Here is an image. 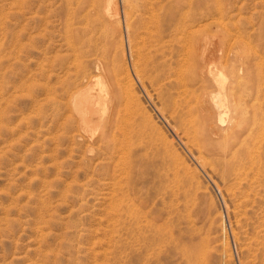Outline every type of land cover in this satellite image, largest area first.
Returning a JSON list of instances; mask_svg holds the SVG:
<instances>
[{"label":"rangeland","instance_id":"obj_1","mask_svg":"<svg viewBox=\"0 0 264 264\" xmlns=\"http://www.w3.org/2000/svg\"><path fill=\"white\" fill-rule=\"evenodd\" d=\"M79 1L0 0V264H143L142 234L137 225L141 221V225L145 224L151 217L152 221L156 219V223H161L160 232L164 237L170 238L173 233L176 243V248L170 251L167 245L163 246L166 249L159 255V264H183L187 262L185 254L190 256L186 264H264V170L261 171L262 179L259 176L260 183L253 174L239 180L233 174L236 164L232 170H226L219 161L213 160L218 158L214 153L219 151L217 144L237 145L244 141L254 155L255 166L262 164L264 168V0H113L116 13L111 18L102 15L106 0H102L103 3ZM71 5L77 6V10ZM165 6L167 9L163 8ZM67 7H70V15ZM92 8L94 10H90ZM171 10L173 21L182 12L189 15L190 56L178 64L167 55L165 62L172 60L174 66L164 72L158 70L163 59L158 47H164L169 37L157 39L155 27L160 30L156 20ZM81 14L86 19H82ZM63 17L69 20V24L64 22L66 26ZM127 26H131L130 29ZM77 27L94 35L98 43L95 52L92 49L86 51L88 55L84 52L86 56H74L68 43ZM138 30L140 33L136 32ZM213 41L222 46L221 49L219 46L218 58L210 62L212 64H207L209 61L195 63L196 56H201V51L208 46L211 48L215 44ZM194 47L199 48L198 52ZM81 58L90 65L94 58H100L99 61L108 58L109 61H105L107 66L102 72L92 69L99 83L95 81L93 85L85 82L86 79L82 82V85L87 84L85 87L93 86L89 91L111 92L109 100L111 95L113 100L106 109H115L117 118L116 125L109 131L108 141L99 137L108 129L104 122L95 129L91 139L87 136L89 133L77 119L71 96H68L75 90L70 82L77 80ZM151 59L154 62L150 64ZM195 64L204 68L214 65L225 77L223 91L224 104H227L215 106L210 95L207 96V102H203L211 105L210 120L198 121L204 122L211 140L218 142L211 148L210 155H206L217 168L212 164L206 167L198 164L152 103L157 99L155 91H195L192 100L182 108L197 109L203 104L201 91L216 94L219 91L216 81L208 74L209 79L203 78L206 85L202 86ZM101 78L108 82L105 79L102 85ZM80 87L84 88H77ZM146 90L150 93L153 90L151 100ZM218 111L225 119L222 122L217 119ZM194 115V119H199V114ZM222 136L226 137L223 141ZM233 139L239 142L234 143ZM130 172L133 175L129 177ZM162 196L166 198V205L159 201ZM170 208L171 219L165 213ZM181 253H184L182 258Z\"/></svg>","mask_w":264,"mask_h":264},{"label":"bare ground","instance_id":"obj_2","mask_svg":"<svg viewBox=\"0 0 264 264\" xmlns=\"http://www.w3.org/2000/svg\"><path fill=\"white\" fill-rule=\"evenodd\" d=\"M67 1V0H66ZM76 1H79V0H76ZM82 1V0H81ZM83 1H85V0H83ZM91 1H93V0H91ZM99 1H101L102 2V0H99ZM98 1V2H99ZM125 1V0H124ZM127 1V0H126ZM133 1V0H132ZM158 1V0H157ZM157 1H156V3H157ZM164 1V0H163ZM162 1V2H163ZM168 1V0H167ZM170 1V0H169ZM183 1V0H182ZM182 1H180V3L181 4H183L182 3ZM21 2V1H20ZM69 2H72V0L70 1L69 0ZM80 2V1H79ZM78 2V3H79ZM90 2V1H89ZM103 2H105V1H103ZM102 2V3H103ZM129 2H130V0H129ZM128 2V3H129ZM134 2V1H133ZM138 2V1H137ZM173 2V1H172ZM68 3V2H67ZM66 3V5H69V4H67ZM74 3V2H73ZM84 3V2H83ZM82 3V4H83ZM100 3V2H99ZM127 3V4H128ZM80 4V3H79ZM93 4H95V3H93ZM93 4H91V6H93ZM105 5H104V14H102V15H104L105 17H107V18H111V17H113V15L116 13V11L114 10V8H113V0H106V3H104ZM166 4V3H165ZM66 5H65V7H66ZM76 5H77V3H76ZM158 5V4H157ZM187 5V4H186ZM30 6V5H29ZM71 6H73V5H71ZM90 6V5H89ZM88 6V7H89ZM91 6H90V8H91ZM95 6V5H94ZM99 5H97V7H98ZM100 6H101V3H100ZM129 6H131V5H129ZM138 6V5H137ZM193 6H194V4H193ZM197 6V5H196ZM22 7V6H21ZM76 7L77 6H73V8H75L76 9ZM83 6H81V8H82ZM88 7H87V10H88ZM18 8V7H17ZM70 8V7H69ZM69 8L67 7L66 9L69 11ZM72 8V7H71ZM129 8H131V7H129ZM141 8V7H140ZM163 8H166L167 9V7L165 6V7H163ZM195 8V7H194ZM28 9V8H27ZM65 9V8H64ZM75 9H73V12H75L74 10ZM86 9V8H85ZM77 10V9H76ZM82 10H83V8H82ZM90 10H94V8H92V9H90ZM99 10V9H98ZM154 10V9H153ZM165 10V9H164ZM176 10V9H175ZM195 10H196V8H195ZM68 11H67V14H68ZM71 11H72V9H71ZM130 11H131V9H130ZM157 11V10H156ZM168 11V10H167ZM172 11V10H171ZM93 12V11H92ZM96 12V11H95ZM118 12V11H117ZM125 12H129V11H127V10H125ZM154 12V11H153ZM85 13H86V11H85ZM102 13V12H101ZM158 13V12H157ZM196 13V12H195ZM202 13V12H201ZM66 14V15H67ZM72 14V13H71ZM92 15H93V13H91ZM125 14V13H124ZM148 14V13H147ZM166 15L165 16H163L162 17V19H160L158 16L156 17V18H159L158 20H156L158 23L157 24H159L160 25V30H158V28L157 27H155V29L157 30V32H156V38L158 39V38H160V36H161V38H163V37H169L168 39H167V43H166V45L164 46V47H161L162 45H160V47H158V48H160V50H162V51H160V54H162V57H163V59L160 61V64H159V67H158V70H160V71H166V69H170V67H172V65L174 66V64L173 63H175V62H179L178 64H180V61H181V59H184L185 60V58H188L189 56H190V54H189V56H188V48H189V45H191V43H189V36L191 35L192 36V34H190V31L191 30H189V27L188 26H190L189 24H188V21H190L189 23H191V20H188V17L187 16H189L186 12H182V14H181V16L177 19V20H175V21H173V17H174V14H173V11L172 12H167V13H165ZM69 15H70V11H69ZM68 15V16H69ZM90 15V13L88 14V15H86L87 17ZM96 15V14H95ZM119 15V14H118ZM80 16V15H79ZM81 16L83 17L82 19H86V18H84V14L82 15L81 14ZM126 16V15H125ZM153 16V15H152ZM204 16V15H203ZM65 17V16H64ZM63 17V18H64ZM72 17H74V15L72 16ZM94 17V16H93ZM97 17V16H96ZM104 17V18H105ZM120 17V16H119ZM155 17V16H154ZM200 17V16H199ZM198 17V18H199ZM78 18V17H77ZM80 18V17H79ZM78 18V19H79ZM127 18V17H126ZM125 18V19H126ZM155 18V19H156ZM69 19V18H68ZM88 19V18H87ZM120 19V18H119ZM153 19V18H152ZM154 19V20H155ZM191 19V18H190ZM202 19V18H201ZM66 18H64V20H63V23L64 22H67V21H69V20H66ZM95 20V19H94ZM101 20V19H100ZM111 20V19H110ZM114 20V19H113ZM115 20L117 21L118 20V18H115ZM149 20V19H148ZM195 20V19H194ZM84 21V20H83ZM87 21V20H86ZM106 21V20H105ZM197 21V20H196ZM198 21H201V20H199L198 19ZM72 22V21H71ZM89 21H87V23H88ZM93 22V20H91V23ZM102 23V22H101ZM65 24V23H64ZM67 24H69L68 22H67ZM67 24H65V26L67 25ZM82 24H84V22L82 23ZM156 24V25H157ZM202 24V23H201ZM71 25V27H72V25H73V22L70 24ZM117 25H119L118 23H117ZM139 25V24H138ZM135 26V24H133V26L134 27H139V26ZM204 25V24H203ZM79 26H81V25H79ZM115 26V25H114ZM140 26H142V25H140ZM158 26V25H157ZM201 26V25H200ZM199 26V27H200ZM70 27V26H69ZM68 27V28H69ZM84 27H86V25L84 24ZM84 27H82V28H84ZM89 27V29L92 27H90V26H88ZM127 27H129L128 29H130V27L131 26H127ZM147 27V26H146ZM159 27V26H158ZM68 28H65V30L67 29V32H70V31H68ZM81 27H77V29L75 30V32H74V37H72V39L70 40L68 37H65V39L66 38H68L67 40H65V41H67V43H68V41H69V45L71 46V49L73 50V52H75V54L76 55H74V56H79V55H81V56H83V54L85 55V53H86V51L88 52V51H90V50H92V49H94V50H92V52L94 51L95 52V49H96V47H97V44L98 43H96V41H95V38L93 37L94 35H92V34H88V32L85 30V28H84V30H79ZM93 28V27H92ZM91 28V29H92ZM148 28V27H147ZM70 29H72V28H70ZM149 29V28H148ZM148 29H146V30H148ZM152 29V28H151ZM99 30V29H98ZM126 30H127V28H126ZM131 30H133V27L131 28ZM150 31H152V30H150ZM99 32V31H98ZM127 32V31H126ZM132 32H134V31H132ZM137 33H140L139 32V30L138 31H136ZM134 33V34H137V33ZM72 33V32H71ZM130 33H131V31H130ZM192 33V32H191ZM68 34V33H67ZM66 34V35H67ZM88 34V35H87ZM194 34V33H193ZM72 35V34H71ZM92 35V36H91ZM139 35V34H138ZM100 36V35H99ZM130 36V35H129ZM131 37V36H130ZM135 37V36H134ZM136 37H137V35H136ZM140 37V36H139ZM213 37V36H212ZM70 38H71V36H70ZM99 38V37H98ZM119 38V37H118ZM132 38V37H131ZM155 38V39H156ZM206 38V37H205ZM119 39H121V38H119ZM119 39L117 40V41H119ZM139 39V38H138ZM157 39H156V41H157ZM204 41L206 40V39H203ZM203 40H202V42H203ZM208 40V39H207ZM209 41V40H208ZM215 41H217L218 42V40H215ZM132 42H135V41H133V39H132ZM198 42V41H197ZM196 42V43H197ZM200 42V41H199ZM214 42V41H213ZM258 42V41H257ZM137 43V42H136ZM153 43V42H152ZM159 43V42H158ZM204 44H205V42H203ZM215 43V42H214ZM219 43V42H218ZM66 44V43H65ZM133 44V43H132ZM138 44V43H137ZM136 44V45H137ZM164 44V43H163ZM192 44H195V43H193V41H192ZM203 44V45H204ZM212 44V43H211ZM258 44V43H257ZM134 45V44H133ZM198 45H199V43H198ZM197 45V46H198ZM203 45H201V46H203ZM209 45V44H208ZM132 46V45H131ZM138 46L139 45H137V48H138ZM158 46H159V44H158ZM194 46H196V45H194ZM200 46V47H201ZM220 46V45H219ZM219 46H218V44H214L211 48H209V46L206 48V50H204V51H201V52H203L202 53V55L200 56V55H198V56H196V55H194V56H196V59H195V63H197V62H200V61H206V63H207V61H209L207 64H209L210 62H214L217 58H218V53H220L219 52ZM102 47V46H101ZM191 47V46H190ZM205 46H203V48H204ZM221 47L222 46H220V49H221ZM98 48H99V46H98ZM131 48H133V47H131ZM163 48H165L164 50H163ZM195 48V50H196V47H194ZM203 48H201V49H203ZM199 49V48H198ZM197 49V50H198ZM208 49V50H207ZM72 50H71V52H72ZM156 50V49H155ZM159 50V49H158ZM196 50V51H197ZM120 51V50H119ZM189 51H191V48H190V50ZM193 51V50H192ZM192 51H191V53H192ZM199 51V52H200ZM85 52V53H84ZM117 52V51H116ZM139 52V51H138ZM198 52V51H197ZM201 52H200V54H201ZM12 53V52H11ZM90 53V52H89ZM149 53V52H148ZM190 53V52H189ZM138 54H140V52L138 53ZM198 54V53H197ZM86 55H88L87 53H86ZM85 55V56H86ZM92 55V54H91ZM94 55V54H93ZM116 55V54H115ZM167 55H170L169 56V58L171 59V56L173 57V58H175L176 60H174L173 58H172V60H173V63H172V60L169 62V63H166L165 61H166V59H167ZM84 56V57H85ZM97 56H99V55H97ZM108 56V55H107ZM112 56H114V55H112ZM119 56H121V54H119ZM118 56V57H119ZM138 56H140V55H138ZM159 56H161V55H159ZM159 56H157V57H159ZM96 57V56H95ZM100 57V56H99ZM104 57H106V56H104ZM116 57V56H115ZM135 57V56H134ZM83 58V57H82ZM82 58L80 59L81 61H79L80 62V65L78 64V61H77V64L79 65V75H77V82L75 81V80H73V81H71L70 83L72 84L71 86L75 89L72 93H70L71 95H68L69 97H70V102L72 101V104H73V110H74V112L76 113V115L78 116V118L77 119H80L81 120V122H82V127L84 128V130L85 131H87L88 133V135L87 136H89L90 137V139L93 137V135H94V132H95V129L97 128V127H99V125L102 123V122H104L106 125H107V127H108V129L104 132V133H102L103 135H102V137H101V135L99 136L100 137V139H102V140H104V141H108V139L107 138H109V131H110V129H112L115 125H116V119H115V117H116V115L114 116V113H115V109L113 110L112 108H107L106 109V107L108 106V103H110V100L112 101L113 99H111L112 98V95H111V98H110V100H109V95H110V93H109V91H102L101 89V91H89L90 90V88L92 87L93 88V86H89V88L88 87H85L84 85L86 84V83H84V85H82L83 83V80L84 79H86V81L85 82H89L90 84H93V82H95L96 80V78H95V75L93 74L92 75V73H93V70L92 69H94V70H97V71H100V72H102V71H104V69H106V60L108 61V58L107 59H105V61H103V60H101V61H99L98 59H100V58H94L95 60H92V61H90V63H91V65L89 64V63H86L85 61H82ZM103 58V57H102ZM75 59V58H74ZM135 59V58H134ZM146 59V58H145ZM157 59H159V58H156V60ZM113 60V59H112ZM111 60V61H112ZM116 60V59H115ZM137 60V59H136ZM61 61V60H60ZM105 62V63H101V62ZM114 61V60H113ZM118 61V60H117ZM138 61V60H137ZM148 61H150V60H148ZM229 61V60H228ZM88 62V61H87ZM109 62V61H108ZM119 62V61H118ZM121 62V61H120ZM154 62V60H152L151 59V61H150V64L151 63H153ZM186 62H188V61H186ZM2 63V62H1ZM159 63V62H158ZM201 63H203V62H201ZM231 63V62H230ZM60 64V63H59ZM113 64H116V62L114 61L113 62ZM184 64V63H183ZM188 64V63H187ZM210 64H212V63H210ZM233 64V63H232ZM231 64V65H232ZM63 65V64H62ZM70 65V64H69ZM106 65V66H105ZM112 65V64H111ZM120 65V64H119ZM141 65V64H140ZM158 65V64H157ZM182 65V64H181ZM190 65V64H189ZM201 65V64H200ZM199 64H195V69H196V71H197V73H198V75H199V79H202V81H203V78H206L207 77V75L209 74L210 76H211V78L212 79H214L215 81H216V83L218 84V86H217V89H218V87H219V91L217 90V92H216V94H214L213 92H210V93H208L209 91H201V95L200 96H202L203 97V99L202 98H200V99H198V101L200 100V101H202L203 102V100L204 101H206V99H207V96H209V98H211L212 100H213V104L215 105V106H218V107H222L223 105L222 104H224V102L226 101L225 100V98H226V95H225V91H223V89H224V84H225V77H222L223 75L220 73V69L218 70L217 69V67L216 68H214V65L212 66V65H206L207 67H203V66H200ZM205 65V64H204ZM59 66V65H58ZM118 66V65H117ZM121 66V65H120ZM133 66V65H132ZM136 66V65H135ZM138 66V65H137ZM149 66V64L147 63L146 64V68ZM160 66H161V68H160ZM191 66V65H190ZM65 67H66V65H65ZM78 67V66H77ZM115 67V66H114ZM154 67V65H152V68ZM176 67V66H175ZM175 67H173V68H175ZM180 67V66H179ZM60 68V67H59ZM112 68H113V65H112ZM120 68V67H119ZM152 68H151V71H152ZM157 68V67H156ZM155 68V69H156ZM163 69V70H162ZM172 69V68H171ZM192 69V68H191ZM190 69V70H191ZM77 69H76V71H78ZM108 70V69H107ZM109 70H110V68H109ZM108 70V71H109ZM116 70H118V68L116 69ZM135 70V69H134ZM138 70V69H137ZM147 70V69H146ZM183 70V69H182ZM76 71H75V73H76ZM114 71H115V69H114ZM126 71V70H125ZM136 71V70H135ZM142 71V70H141ZM141 71H140V75H142L141 74ZM164 71V72H165ZM116 72V71H115ZM118 72V71H117ZM116 72V73H117ZM148 72V71H147ZM168 72V71H167ZM183 72V71H182ZM257 72V71H256ZM96 73V72H95ZM107 73V72H106ZM113 73V72H112ZM116 73H114V77H116L115 76V74ZM136 73H138L139 74V71H137ZM146 73V72H145ZM163 73V72H162ZM70 74V73H69ZM104 74V73H103ZM169 74V73H168ZM179 74H180V72H179ZM190 74V73H189ZM117 75V74H116ZM137 75V74H136ZM139 75V76H140ZM144 75V74H143ZM147 75V74H146ZM149 75V74H148ZM171 75V74H170ZM222 75V76H221ZM1 76V75H0ZM75 76V75H74ZM99 76V75H98ZM173 76V75H172ZM184 76V75H183ZM97 77V76H96ZM100 77V76H99ZM129 77V76H128ZM137 77V76H136ZM144 77H145V75H144ZM148 77V76H147ZM147 77H146V79H147ZM151 77H152V75H151ZM187 77V76H186ZM193 77V76H192ZM109 78V77H108ZM117 78H119V76L117 77ZM138 78V77H137ZM149 78V77H148ZM165 78V77H164ZM183 78V77H182ZM208 79H209V77H207ZM3 79V78H2ZM97 79L99 80V78L97 77ZM102 79V78H101ZM106 79V78H105ZM105 79H102V81H101V84L103 85L104 83H102L103 81H105ZM160 79V78H159ZM181 79V78H180ZM107 80V79H106ZM127 80V79H126ZM143 80V79H142ZM156 80H157V77H156ZM176 80V79H175ZM188 80V79H187ZM207 80V79H206ZM231 80H233V78L231 79ZM61 81V80H60ZM66 81V80H65ZM100 81V80H99ZM155 81V80H154ZM68 82V81H67ZM96 82H98V81H96ZM105 82H108V80L107 81H105ZM156 82V81H155ZM185 82V81H184ZM236 82V81H235ZM99 83V82H98ZM119 83V82H118ZM145 83V82H144ZM180 83V82H179ZM96 85H97V83H95ZM101 84H99L100 86H102ZM177 84V83H176ZM191 84V83H190ZM189 84V85H190ZM212 84H213V82H212ZM212 84H210V85H212ZM3 85V84H2ZM87 85V84H86ZM94 85V84H93ZM143 85V84H142ZM203 85H206V84H204V81H203V83H202V86ZM4 86H5V84H4ZM78 86H83L84 88H77ZM99 86V87H100ZM105 86H107V85H104V87ZM176 86V85H175ZM183 86V85H182ZM212 86H214V85H212ZM95 87V86H94ZM103 87V86H102ZM101 87V88H102ZM145 87V86H144ZM152 87V86H151ZM5 88V87H4ZM61 88V87H60ZM72 88V89H73ZM96 88H97V86H96ZM105 88H107V87H105ZM121 88V87H120ZM120 88H118V89H120ZM128 88V87H127ZM154 88V87H153ZM158 88V87H157ZM156 88V89H157ZM174 88V87H173ZM205 88V87H204ZM70 89V88H69ZM71 89V90H72ZM89 89V90H88ZM95 89V88H94ZM98 89V88H97ZM123 89V88H122ZM126 89V88H125ZM149 89V88H148ZM183 89V88H182ZM233 89V88H232ZM7 90V89H6ZM66 90V89H65ZM64 90V91H65ZM99 90V89H98ZM177 90V89H176ZM186 90V89H185ZM66 91H68V90H66ZM70 91V90H69ZM151 92V91H150ZM149 91H147L146 90V94H147V96L149 97V99L151 100L152 99V96L154 95V94H152L153 93V90H152V93H150ZM156 92V94L157 95H154V96H157L156 98V101L153 99V105L155 106V108L157 109V111L159 112V114L163 117V119L167 122V124H169L170 125V127L174 130V132L179 136L178 138H180V140H181V142H182V144L186 147V149L191 153V155L192 156H194L195 158V160H197V162H198V164H200V165H202V167H206L207 165H211L212 163H214V162H211V160H209L208 159V157L206 156V155H210V151H211V148L216 144V142H214V141H212L211 140V138H210V131L209 132H207L206 130H205V128H204V122H202V123H200L201 122V119H204V120H207V119H209L210 120V117H209V110H210V108H211V105L210 104H206V102L204 103L203 102V104H201L200 106L198 105V108L197 109H192L191 107H188V108H185V110H184V108H182L183 106H184V103H187V102H189V99L190 100H192V98H191V96H195V94H194V92L195 91H155ZM202 92H203V95H202ZM64 93V92H63ZM132 93V92H131ZM232 95V94H231ZM129 96H131V95H129ZM128 96V97H129ZM2 97H3V95H2ZM69 97H67L68 99H69ZM127 97V96H126ZM127 97V98H128ZM6 98V97H5ZM65 99V98H64ZM121 99V98H120ZM126 99V98H125ZM196 99V98H195ZM233 99H235V98H233ZM134 100V99H133ZM158 100V101H157ZM2 101V100H1ZM68 101V100H67ZM66 101V102H67ZM128 101H130V100H127V102ZM197 101V102H198ZM235 101V100H234ZM239 101V100H238ZM53 102V101H52ZM121 102V101H120ZM196 102V101H195ZM233 102V101H232ZM130 103H131V101H130ZM134 103V102H133ZM200 103V102H199ZM52 104V103H51ZM227 104V103H226ZM226 104H224V105H226ZM55 105V104H54ZM59 106V105H58ZM63 106V105H62ZM70 106V105H69ZM68 106V107H69ZM72 106V105H71ZM128 106V105H127ZM126 106V107H127ZM134 106V105H133ZM186 106V105H185ZM109 107V106H108ZM192 107H193V105H192ZM196 107H197V105H196ZM62 108V107H61ZM129 108V107H128ZM128 108H126L127 110H129ZM71 109V108H70ZM224 109V108H223ZM229 110V109H228ZM99 111V112H98ZM117 111V110H116ZM132 111V110H131ZM131 111H129V113L131 112ZM69 112V111H68ZM73 112V113H74ZM138 112V111H137ZM219 112V111H218ZM217 112V113H218ZM224 112V111H223ZM226 112V111H225ZM234 112V111H233ZM119 113V112H118ZM194 113H196V114H199L198 115V117H199V119H197V121H196V119H194L195 117V115H194ZM57 114V113H56ZM146 114V113H145ZM225 114V113H224ZM227 114V113H226ZM119 115V114H118ZM130 115H131V113H130ZM148 115V114H147ZM255 115V114H254ZM260 115V114H259ZM120 116V115H119ZM146 116V115H145ZM58 117V116H57ZM74 117H76V116H74ZM194 117V118H193ZM56 118V117H55ZM72 118V117H71ZM117 118V117H116ZM120 118V117H119ZM140 118V117H139ZM146 118H147V116H146ZM145 118V119H146ZM233 118V117H232ZM217 119L220 121V122H222V121H224L225 119L223 118V115L221 114V112H219L218 113V116H217ZM237 119V118H236ZM200 120V122H198ZM263 120V119H262ZM74 121H76L75 119H74ZM73 121V122H74ZM146 121V120H145ZM233 121V120H232ZM71 123H72V119H71V121H70ZM119 122V121H118ZM150 122V121H149ZM196 122H198V123H196ZM65 123V122H64ZM77 123H79V122H77ZM76 122H75V124H77ZM142 123V122H141ZM144 123V122H143ZM146 123V122H145ZM212 123H214V122H212ZM68 124H69V121H68ZM209 124H211V121H210V123H208V125ZM103 125V124H102ZM118 125V124H117ZM148 125V124H147ZM69 126V125H68ZM80 126V125H79ZM79 126H75V127H79ZM213 126V125H212ZM69 127H71V126H69ZM141 127H143V126H141ZM231 127H233V126H231ZM231 127H229V128H231ZM67 129H68V127H66ZM81 128V127H80ZM103 128V127H102ZM145 128V127H144ZM143 128V129H144ZM115 129V128H114ZM147 129V128H146ZM158 129V128H157ZM119 130V129H118ZM153 130V129H152ZM230 130H232V129H230ZM80 131V130H79ZM78 131V132H79ZM97 131V130H96ZM120 131V130H119ZM144 131H146V130H144ZM224 131V130H223ZM77 132V131H76ZM81 132V131H80ZM157 132H159V131H157ZM225 132V131H224ZM114 133V132H113ZM253 133V132H252ZM118 134V133H117ZM116 134V135H117ZM154 134H155V132H154ZM159 134V133H158ZM228 134V133H227ZM232 134V133H231ZM250 134V133H249ZM98 135V134H97ZM111 135V134H110ZM214 135V134H213ZM218 135V134H217ZM224 135H225V133H224ZM244 135V134H243ZM248 135V134H247ZM86 136V135H85ZM112 136H114V135H112ZM215 136V135H214ZM246 136V135H245ZM98 137V138H99ZM154 137V136H153ZM223 137V139H222V141L226 138L225 136H222ZM225 137V138H224ZM244 137V136H243ZM257 137V136H256ZM73 138V137H72ZM155 138V137H154ZM216 138V137H215ZM247 138V137H246ZM250 138V137H249ZM264 138V137H263ZM93 139H95V137L93 138ZM99 139V140H100ZM110 139H112V138H110ZM109 139V140H110ZM159 139V138H158ZM220 139V138H219ZM234 139H236V138H234ZM234 139H233V141L232 142H234ZM99 140H97V141H94V140H92V141H94L95 143L96 142H98ZM83 141V140H82ZM168 141V140H167ZM226 141V140H225ZM250 141V140H249ZM239 142V141H238ZM238 142H234V143H238ZM218 143V142H217ZM220 143H222V142H220ZM225 142H223V144H224ZM246 143H247V141H246ZM254 143V142H253ZM252 143V144H253ZM118 144V143H117ZM233 144V143H232ZM114 145V144H113ZM163 145H164V143H163ZM218 145V149H219V151H218V153H216V152H214L215 153V155L218 157V158H215V159H213L214 161H215V163H216V161H217V163H218V161H219V163L220 164H222L225 168H226V170L227 169H230V170H232V168L234 167V164H236L235 165V168H233L234 169V172L235 173H233V174H235V176H236V178L237 179H239V180H241V179H246L248 176H250V175H254V176H256V181H257V183H260V178H259V176L261 177V179H262V174H261V171L262 170H264V168H262L263 167V165L261 164H258V165H256L255 166V162H254V155H252V153L247 149V146L245 145V142L244 141H240L237 145H220V144H217ZM248 145V144H247ZM124 146V145H123ZM249 146H250V144H249ZM248 146V147H249ZM163 147V146H162ZM251 147V146H250ZM252 148H253V146H252ZM260 149V148H259ZM131 150V149H130ZM252 150V149H251ZM255 151V150H254ZM113 152V151H112ZM261 152V151H260ZM214 153H212L211 152V154L213 155ZM113 154V153H112ZM126 154H128V153H126ZM134 154V153H133ZM230 155V156H229ZM258 155V154H257ZM109 156V155H108ZM135 156V155H134ZM259 156V155H258ZM257 157V156H256ZM133 158V157H132ZM212 160V161H213ZM260 161V160H259ZM131 164V163H130ZM128 165V164H127ZM213 165V164H212ZM126 166V165H125ZM213 166H216V168H217V166L218 165H213ZM223 166H221V170H223ZM188 167V166H187ZM210 167V166H209ZM134 168V167H133ZM211 168V167H210ZM216 168H214V169H216ZM224 168V169H225ZM133 170V169H132ZM184 170V169H183ZM189 170V169H188ZM210 170H213V169H210ZM220 170V171H221ZM185 171V170H184ZM184 171H183V173H184ZM134 172H136V171H134ZM212 172V171H211ZM263 172V171H262ZM227 173H229V172H227ZM231 173V172H230ZM124 174V173H123ZM126 174V173H125ZM130 175H127V176H131V175H133V172L131 173H129ZM141 174V173H140ZM219 174V173H218ZM117 175V174H116ZM139 175V174H138ZM181 175V174H180ZM183 175V174H182ZM185 175V174H184ZM263 175H264V172H263ZM144 176V175H143ZM143 176H140V177H143ZM219 176V175H218ZM231 176H232V174H231ZM235 176H233V177H235ZM133 177V176H132ZM184 177V176H183ZM118 178V177H117ZM138 180L140 179V178H138V177H136ZM135 178V179H136ZM145 178V177H144ZM143 178V179H144ZM182 178V177H181ZM186 178V177H185ZM223 178H225V177H223ZM222 178V179H223ZM232 178V177H231ZM253 178V177H252ZM251 178V179H252ZM133 179V178H132ZM184 179V178H183ZM182 179V180H183ZM228 179V178H227ZM234 179V178H233ZM107 180V179H106ZM137 180V181H138ZM140 180H142V179H140ZM159 180V179H158ZM181 180V181H182ZM192 180V179H191ZM236 180V179H235ZM248 180V179H247ZM247 180H244V182L246 181L247 182ZM264 180V179H263ZM128 181V180H127ZM135 181V180H134ZM161 181V180H160ZM223 181V180H222ZM249 181H250V179H249ZM255 181V180H254ZM114 182V181H113ZM138 182H140V181H138ZM142 182H144V181H142ZM182 182H185V181H182ZM187 182V181H186ZM106 183V182H105ZM132 183V182H131ZM136 183V182H135ZM145 183V182H144ZM156 183V182H155ZM181 183V182H180ZM194 183H195V181H194ZM236 183V182H235ZM241 183V182H240ZM261 183H262V180H261ZM121 184V183H120ZM160 184V183H159ZM163 184V183H162ZM188 184V183H187ZM237 184V183H236ZM246 184V183H245ZM136 185V184H135ZM140 186H141V184H139ZM142 185H145V184H142ZM186 185V184H185ZM224 185V184H223ZM127 186H128V184H127ZM132 186V185H131ZM137 186V185H136ZM155 186V185H154ZM180 186V185H179ZM258 186H261V184L260 185H258ZM112 187V186H111ZM114 187V186H113ZM112 187V188H113ZM138 187V186H137ZM143 187V186H142ZM227 187V186H226ZM249 187L250 186H248V189H249ZM141 188V187H140ZM139 188V189H140ZM146 188H147V186H146ZM146 188H145V191H147L146 190ZM152 188H154V187H152ZM228 188V187H227ZM230 188V187H229ZM245 188V187H244ZM138 189V190H139ZM144 189V188H143ZM149 190H150V188H148ZM155 189V188H154ZM185 189V188H184ZM224 189H225V187H224ZM247 189V190H248ZM264 189V188H263ZM116 190V189H115ZM128 190V189H127ZM126 190V191H127ZM131 190H133V187H132V189ZM137 190V191H138ZM174 190V189H173ZM188 190V189H187ZM227 190V189H226ZM231 190V189H230ZM259 190V189H258ZM134 191H136V188H134ZM141 191V190H140ZM151 191V190H150ZM179 191H181V190H179ZM192 191V190H191ZM229 191V190H228ZM252 191V190H251ZM112 192V191H111ZM144 192V191H143ZM255 192V191H254ZM122 193V192H121ZM135 193V192H134ZM145 193V192H144ZM143 193V194H144ZM148 193H149V191H148ZM152 193V192H151ZM156 193V192H155ZM165 193H167V192H165ZM169 193H170V191H169ZM188 193V192H187ZM236 193V192H235ZM245 193V192H244ZM246 193H247V191H246ZM253 193V192H252ZM113 194V193H112ZM130 194H131V192H130ZM141 194V193H140ZM184 194V193H183ZM182 194V195H183ZM145 195V194H144ZM148 195V194H147ZM162 195V194H161ZM174 195V194H173ZM247 195V194H246ZM136 196V195H135ZM139 196V195H138ZM156 196V195H155ZM187 196V195H186ZM248 196V195H247ZM256 196H257V194H256ZM130 197V196H129ZM145 197V196H144ZM151 197V196H150ZM167 197V196H166ZM257 197H259V196H257ZM140 198H141V196H140ZM147 198L148 197H146V199H144L145 201L147 200ZM152 198V197H151ZM151 198H149L150 199V201L152 200ZM154 198H156V197H154ZM154 198H153V202H154ZM159 199H160V197H158ZM168 198V197H167ZM170 198V197H169ZM168 198V199H169ZM186 198V197H185ZM127 199V198H126ZM142 199V198H141ZM157 199V198H156ZM165 197L164 196H162L161 197V199L159 200V201H161L162 200V202L165 204L167 201H165ZM177 199V198H176ZM187 199V198H186ZM255 199V198H254ZM140 200V199H139ZM143 200V201H144ZM174 200V199H173ZM183 200V199H182ZM130 201V200H129ZM150 201H148V202H150ZM258 201H259V199H258ZM257 201V202H258ZM262 201V200H261ZM127 203H128V201H127ZM144 203H146V202H144ZM155 203V202H154ZM162 203V204H163ZM120 204V203H119ZM149 204V203H148ZM147 204V205H148ZM170 204V203H169ZM174 204V203H173ZM180 204V203H179ZM130 205V204H129ZM166 205V204H165ZM171 205V204H170ZM123 206V205H122ZM157 207H158V205H157ZM173 207V206H172ZM171 207V208H172ZM114 208V207H113ZM126 208V207H125ZM154 208H156V206H154ZM165 208V207H164ZM170 208V209H171ZM132 209V208H131ZM145 209V208H144ZM168 210V211H166L165 209V213H167V215H168V217L171 219V217H172V209L171 210ZM176 209V208H175ZM151 210V209H150ZM184 210V209H183ZM191 210V209H190ZM143 211V210H142ZM141 211V212H142ZM155 211H158V208L157 209H155ZM179 211V210H178ZM144 212V211H143ZM148 212V211H147ZM152 212H153V208H152ZM152 212H149V213H151L152 214ZM161 212V211H160ZM183 212V211H182ZM182 212H181V214H182ZM185 212V211H184ZM125 213V212H124ZM116 214V213H115ZM121 214V213H120ZM128 214H129V212H128ZM146 214V213H145ZM180 214V215H181ZM141 215V214H140ZM147 215V214H146ZM150 215V214H149ZM156 215H158V214H156ZM159 215H161V214H159ZM163 215V214H162ZM178 215V214H177ZM176 215V216H177ZM187 215V214H186ZM138 216V215H137ZM166 216V215H165ZM164 216V217H165ZM111 217V216H110ZM123 217V216H122ZM127 217V216H126ZM141 217V216H140ZM144 217H147V218H150V217H148V216H144ZM163 217V218H164ZM167 217V216H166ZM181 217V216H180ZM191 217V216H190ZM115 218V217H114ZM117 218V217H116ZM138 218V217H137ZM173 218V217H172ZM186 218V217H185ZM121 219V218H120ZM139 219V218H138ZM151 219H152V217H151ZM150 219V221L149 220H146V218H145V220H146V222H145V224H143V225H141L142 223V221L140 222V224H138L137 225V227L139 228V230H141L140 231V233L142 234V244H141V246H142V251H143V253H142V255L143 256H141V257H143L144 259L143 260H145L144 261V263L143 264H150V262L149 261H151V263H153V264H159V261H160V259H159V255H160V253L161 252H165V249L166 248H168L169 250L168 251H170V250H174L175 248H176V243H175V241H174V236H172V234L170 233V232H172V231H170L169 229V233L168 234H171V235H169V237L170 238H167L168 237V235H166V237H164L162 234H161V232H160V225H161V223L159 224V223H156L155 221H157L156 219L154 220V221H152ZM162 219V218H161ZM165 219V218H164ZM178 219V218H177ZM184 219V218H183ZM125 220V219H124ZM126 220H128V219H126ZM137 220V219H136ZM142 220H144V219H142ZM160 220V219H159ZM186 220V219H185ZM112 221V220H111ZM138 221V220H137ZM136 221V222H137ZM175 221V220H174ZM159 222V221H158ZM188 222V221H187ZM117 223V222H116ZM133 223V222H132ZM174 223V222H173ZM189 223V222H188ZM188 223H185L186 225H189ZM262 223V222H261ZM134 224H136V223H134ZM159 224V225H158ZM164 225V224H163ZM162 225V226H163ZM169 225V224H168ZM175 225V224H174ZM136 226V225H135ZM162 226H161V228H162ZM131 227V226H130ZM169 227H170V225H169ZM177 227V226H176ZM136 228V227H135ZM135 228H133V229H135ZM164 228V227H163ZM162 228V231L164 230ZM184 229V228H183ZM186 230H188L187 228H185ZM129 230H130V228H129ZM168 230H167V232H168ZM178 230V229H177ZM263 230V229H262ZM138 231V230H137ZM179 231V230H178ZM184 231V230H183ZM189 231V230H188ZM188 231H186V232H188ZM164 232V231H163ZM165 233H166V230H165ZM183 233V232H182ZM189 233V232H188ZM141 234H139V236H141ZM130 235V234H129ZM176 235V234H175ZM177 236V235H176ZM175 236V237H176ZM129 237V236H128ZM182 237V236H181ZM184 237V236H183ZM262 237H263V235H262ZM140 240H141V237H140ZM187 240V239H186ZM134 241V240H133ZM136 241V240H135ZM177 241H179V240H177ZM189 241V240H188ZM182 242V241H181ZM184 242V241H183ZM264 242V241H263ZM73 244V243H72ZM139 244V243H138ZM181 244V243H180ZM183 244V243H182ZM185 244V243H184ZM167 245V247L164 249L163 248V246H166ZM71 246V245H70ZM76 246V245H75ZM179 246V245H178ZM187 246V245H186ZM190 246V245H189ZM182 247V246H181ZM191 247V246H190ZM137 248V247H136ZM178 248H180V247H178ZM264 248V247H263ZM78 249V248H77ZM188 249H189V247H188ZM187 249V250H188ZM177 250V249H176ZM180 250H184V249H182V248H180ZM187 250H185V252L187 251ZM191 250V249H190ZM79 251V250H78ZM136 251V250H135ZM183 252V251H182ZM187 253V252H186ZM191 253V252H190ZM137 254V253H136ZM175 254V253H174ZM182 255H181V258H182V256H183V254L184 253H181ZM193 254V253H192ZM169 255H171V254H169ZM197 255V254H196ZM136 256V255H135ZM185 256L187 257V262H185V263H183V264H186V263H188L189 261H188V256H189V254H188V256L185 254ZM141 257H139V258H141ZM191 257H192V255H191ZM73 258H74V256H73ZM150 258H151V260H150ZM189 258H190V256H189ZM193 258H195V257H193ZM138 259V258H137ZM186 259V258H185ZM184 259V260H185ZM196 259H197V257H196ZM194 260V259H193ZM202 259H200V261H201ZM60 261H61V259H60ZM178 261V260H177ZM192 260L190 259V262H191ZM198 261H199V257H198ZM142 262V261H141ZM149 262V263H148ZM194 262V261H193ZM205 262V261H204ZM80 263H81V261H80ZM74 264V263H73ZM161 264V263H160ZM179 264V263H178ZM194 264H195V262H194ZM200 264V263H199ZM204 264V263H203Z\"/></svg>","mask_w":264,"mask_h":264}]
</instances>
